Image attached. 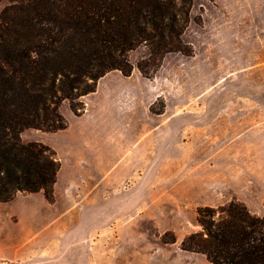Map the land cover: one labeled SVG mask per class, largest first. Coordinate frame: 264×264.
I'll return each instance as SVG.
<instances>
[{"label":"rangeland","instance_id":"rangeland-1","mask_svg":"<svg viewBox=\"0 0 264 264\" xmlns=\"http://www.w3.org/2000/svg\"><path fill=\"white\" fill-rule=\"evenodd\" d=\"M5 4L0 2V9ZM181 37L192 54L167 53L151 79L136 65L147 54L143 45L128 52L131 74L119 71L137 91L166 94L150 106L149 98L128 99L138 103L132 110L142 129L159 120L147 112L156 113L152 108L163 111L168 104L175 119L143 140L142 166L116 163L117 154L112 155L108 165L113 174L122 173L111 184L110 197L84 199L79 206L72 198L54 205L27 193L8 206L0 203V264H152L147 248L169 245L162 237L182 240L197 230L199 206L236 197L264 214V0H192ZM60 111L67 120L64 129L26 128L21 136L24 142L48 144L66 166L77 121L68 101ZM151 153L157 161L148 160ZM172 156L174 161L166 162ZM135 223L141 234L128 227ZM104 225L111 226L110 255L108 243L97 237ZM119 228L127 238L137 234V244H119L114 237ZM93 230L95 254L88 262L86 235Z\"/></svg>","mask_w":264,"mask_h":264},{"label":"trees","instance_id":"trees-1","mask_svg":"<svg viewBox=\"0 0 264 264\" xmlns=\"http://www.w3.org/2000/svg\"><path fill=\"white\" fill-rule=\"evenodd\" d=\"M0 201L17 192L42 191L54 202L60 161L48 144L24 142L26 128L53 132L67 127L60 111L75 115L82 97L110 70L130 75L128 52L143 45L137 62L151 79L169 52L192 54L182 34L192 0H0ZM161 113L162 110H153ZM200 229L180 247L203 253L213 264H264V214L233 197L196 211ZM167 231L163 233L165 235ZM176 237H162L173 243ZM7 264H22L8 262Z\"/></svg>","mask_w":264,"mask_h":264},{"label":"crops","instance_id":"crops-1","mask_svg":"<svg viewBox=\"0 0 264 264\" xmlns=\"http://www.w3.org/2000/svg\"><path fill=\"white\" fill-rule=\"evenodd\" d=\"M109 77H112L113 80H110ZM124 78L119 73V70H110L99 78L95 91L82 97L85 104L84 112L80 115L73 113L74 120L77 121V128L70 141L72 146L71 163L65 166L60 161L56 182L54 183L55 200L52 204L62 203L64 200L72 198L74 203L79 206V202L81 203L84 199L95 196L109 198L111 184L117 181L119 179L118 176L122 173L119 171L117 174H113L112 167L108 165L110 157L117 154L116 163L119 161L130 162L131 165L142 166L143 149L140 145L143 140L158 125H174L175 119L168 113V104H166L165 109L161 113H151L150 110H147L149 114L156 115L159 120L156 121V125L153 128L142 129L136 114L132 110L138 106V103L128 99L137 98L142 101L149 98L148 105L150 106L157 97L162 94L166 97V94L160 91L144 94L142 91L131 88L128 85L129 81ZM112 111L117 113L112 115ZM34 130L37 131L38 129ZM26 131L27 129H24L21 135L23 136ZM129 138H133V140L130 141ZM123 142H125V145ZM118 145H120L119 149ZM146 157L151 162L157 158L152 153ZM137 159L140 163L136 162ZM169 161H174V157L172 156L170 160H166V162ZM138 174L140 177L142 176L141 173ZM22 194V192H17L12 200L0 203L8 206ZM25 195L44 197L42 191ZM128 227L140 232V234L142 232L140 223L130 224ZM198 227L200 229L199 225ZM120 230L121 228L118 230L114 229V231H117L114 237L118 238L119 244L124 242L126 247L127 244L130 247L137 244V234H132V236L127 238L120 233ZM91 232L86 235L88 240L87 255L90 257L88 262L93 260L95 254L94 243L96 234L94 230ZM110 232L111 226L104 225L101 233H97L99 234L97 237H101L103 242L108 243L106 253L108 255H110ZM180 243V237L175 242L169 243V245L159 246L154 243V246L147 248L151 256L149 258L151 263L154 264L155 260L161 264L165 262L166 264H206V262H209L203 253L184 250L180 247ZM103 251H105L104 248Z\"/></svg>","mask_w":264,"mask_h":264}]
</instances>
